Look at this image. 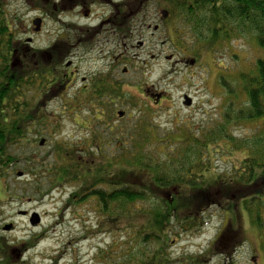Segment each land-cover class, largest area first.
Here are the masks:
<instances>
[{"label":"rangeland","instance_id":"374dc122","mask_svg":"<svg viewBox=\"0 0 264 264\" xmlns=\"http://www.w3.org/2000/svg\"><path fill=\"white\" fill-rule=\"evenodd\" d=\"M7 1L10 8H6L9 16L6 33L10 49L18 58L27 60V68L47 70L55 53H65V48L71 52L68 60L60 59L52 68L65 81L48 85L44 79L46 73L43 81L34 78L31 82L35 84L27 85L25 95L30 108L37 107L46 123L40 128L44 136H33L35 143L10 149L18 161L0 178V238L21 252H14L16 255L8 264H101L98 251L109 252L112 242L120 245L126 242L127 218L117 224L113 233V221L102 224L104 219L95 212L99 210L92 200L69 202L71 195L82 190L83 185H50L51 168L60 164L54 150L63 144L71 149L68 152L73 154L72 159H87L82 149L77 152L78 148H84L99 131L102 136L109 134L103 126H111L112 131L126 135L131 134L134 126H154L157 138L170 142L163 144L166 150L156 149L152 136L144 144L142 139L138 148L164 161L166 151L172 149L177 153L178 147L184 145L181 139L188 130L191 133L198 130L200 135L189 140L195 138L199 142L196 143L198 158L206 160V150H210L209 160L204 163L210 167L205 180L212 184L220 175L230 174L233 166L237 167L250 154L243 146L234 148V143L264 145V136H257L264 123L243 117L248 101L239 76L250 73L255 62L263 58L255 33L247 23L243 30L238 19L228 21L233 28L229 37L220 39L207 51L205 43L198 39L199 32L204 34L205 29L201 24L195 29L196 18L193 21H187L184 15L169 18L156 0L147 6L140 0H119L125 1L124 14L133 22L132 30L127 29L126 34L108 24H99L116 10L100 0L94 16L87 20L70 19L68 14L45 16L42 11L49 10V4L45 6L42 0ZM196 14L203 17L201 12ZM35 19L43 20L37 32L32 23ZM62 23H74L78 28L71 30ZM99 25L97 31L85 33L93 43L91 49L77 46V34L72 31ZM99 79L104 80V87L115 91L114 95L102 98L101 106L94 99L88 102L82 95ZM187 99L190 103L184 105ZM50 126L57 127L53 131ZM220 126H225L227 135L233 138L227 144L218 137L215 139ZM41 139H44L42 146ZM214 139L215 145L211 144ZM205 140L211 145L206 147ZM108 142L105 153L116 155L117 145L111 137ZM41 165L48 171L32 178L28 170L41 173ZM18 173L22 176L18 177ZM218 203L220 208L213 206L200 215L203 225L189 231H179L176 229L179 224L175 226L178 233L175 230L170 235L164 249L170 264H264V231H257L243 208L232 212L227 203ZM32 214L40 219L36 226L29 224ZM139 220L144 222L145 218ZM7 225L12 228L4 231ZM229 225L237 231L238 238L230 255L229 249L224 250L215 242ZM33 239L37 241L35 247L22 251Z\"/></svg>","mask_w":264,"mask_h":264},{"label":"trees","instance_id":"16d2710c","mask_svg":"<svg viewBox=\"0 0 264 264\" xmlns=\"http://www.w3.org/2000/svg\"><path fill=\"white\" fill-rule=\"evenodd\" d=\"M151 1L138 2L147 6ZM156 1L163 5L166 12L164 14H168L169 18L175 15H184L187 21L196 18L195 29L199 24L205 29L204 34L199 32L201 36L198 39L205 43L203 46L207 47V51L212 50L220 39L229 37L233 28L228 25V21L238 19L243 30L246 23L249 25L255 33V42L262 51L263 58L255 62L250 73L239 76L242 92L248 101V109L243 117L264 123V0ZM117 8L119 10V5ZM197 12L203 13V17ZM7 19L0 16V178L18 161L10 153L12 147L24 143L33 144L36 141L33 136H44L40 128L46 121L37 112V107L33 110L30 108L25 95L27 85L34 78L40 82L46 73L47 77L44 76V79L48 85L65 81L64 76L52 68L60 63V59L63 62L68 60L67 53L70 52V48H65V53H55L52 66H48L47 70L27 68V60L18 58V54L10 49L9 34L6 33L9 29ZM109 20L114 21L110 17ZM117 20L121 22L120 16ZM132 25V19L129 18V32ZM35 81L31 83L35 84ZM103 81H93L88 90L83 91V98L88 102L94 99L98 105H103L102 98L115 93L112 87H104ZM56 127L49 128L54 131ZM103 127L110 133L102 136L99 131L93 134L91 142L87 141L84 148L79 146L77 152L82 149L87 159H72L73 154L68 152L71 149L65 144L54 150L60 164L53 165L49 174L52 177L50 185H83L82 190L71 195L69 202H75V199L82 203L86 199L92 200L99 210L95 212L104 219V223H101L109 225L113 221V233L122 219H128L129 228L124 232L127 235L126 242L122 245L112 242L109 252L98 251L97 257L102 261L101 264H170L164 250L170 235L175 234L177 228L179 231H189L203 225L200 215L213 206L219 207V201L227 203L232 212L243 208L257 231H264V145L234 143V148L243 146L250 154L237 167L233 166L230 174L220 175L212 184L205 180V173L210 167L204 161L209 160L210 150H206V160L198 158L196 143L199 142L195 138L189 140L200 135L198 130H192L193 134L188 130L183 135L184 139H181L184 145L178 147L177 153L170 149L166 151L165 160L159 161L151 154L140 152L138 148L142 139L144 144L152 136V145L156 149L163 147L166 150L163 144L169 145L170 142L157 138L154 126H134L130 135L116 133L111 126ZM143 135L147 136L143 138ZM260 135L264 136V126L257 136ZM214 136L216 141L218 137L224 144L233 140L227 135L225 126H220ZM109 137L117 145L114 156L105 153ZM215 139L211 140V144L215 145ZM211 144L205 140L206 147ZM78 156L80 157L79 153ZM40 169L43 172H28L35 178V174L41 176L48 171L43 165ZM84 193L86 196H82ZM143 217L145 221L140 222L139 218ZM177 224L179 227L175 229ZM236 235L237 231L229 225L215 240L216 245L224 250L229 249L230 255L238 243ZM36 243V240L31 242L22 251L35 247ZM12 247L3 243L0 238V264H8L12 256L16 255L14 252L21 253L18 248Z\"/></svg>","mask_w":264,"mask_h":264},{"label":"flooded vegetation","instance_id":"af4514ba","mask_svg":"<svg viewBox=\"0 0 264 264\" xmlns=\"http://www.w3.org/2000/svg\"><path fill=\"white\" fill-rule=\"evenodd\" d=\"M46 3L45 6H48L49 10L46 9V12L43 13V7L40 8V11H42V14L45 16H50V15H55L56 17L59 16V14H68L69 18H81V19H90L93 17L96 7H97V0H42ZM101 3H106L107 6L109 7H115L116 10L111 11L109 13V16L105 19H102L100 21V25L108 24L110 27H115L114 29L120 30L119 32L122 34L127 33V15H125V11H123V8L125 7L124 3L125 1L119 2V0H100ZM121 7V10L117 9V6ZM6 8H10V4L7 0H0V16L9 18L6 12ZM9 11V10H8ZM114 15L113 17H111ZM120 16L121 22L117 20V18ZM43 17V16H42ZM110 19H114V21H110ZM43 20L40 19V22L42 23ZM63 27L65 26L66 28H71L75 29L78 28L75 26L74 23H62ZM100 25L97 27H84L83 29H80L78 32L77 31H72L73 33L77 34V39H76V44L77 46L81 45L85 49H91L93 43H90V41L87 39L85 36L86 32L89 31H97ZM74 27V28H73ZM97 28V29H96ZM80 35V36H79ZM84 38H80V37ZM122 38V37H121ZM65 45V44H63ZM71 52L67 53V58L71 56Z\"/></svg>","mask_w":264,"mask_h":264},{"label":"water","instance_id":"95a60500","mask_svg":"<svg viewBox=\"0 0 264 264\" xmlns=\"http://www.w3.org/2000/svg\"><path fill=\"white\" fill-rule=\"evenodd\" d=\"M32 23H33V26H35V31L36 32L39 31L40 23H41L40 22V19H35ZM189 103H190V101L187 99V101H185L184 105H189ZM118 115L119 116H122V112H118ZM43 144H44V140H40V145L42 146ZM17 175H18V177H21L22 176L21 173H18ZM19 214L21 216H26V213L25 212H20ZM39 221H40L39 217L36 214H32L31 217H30V219H29V224L31 226H36V225H38ZM11 228H12L11 225H7V226H5L3 228V230L4 231H9V230H11Z\"/></svg>","mask_w":264,"mask_h":264}]
</instances>
